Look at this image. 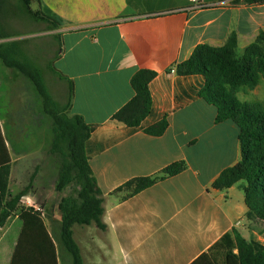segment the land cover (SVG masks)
I'll return each mask as SVG.
<instances>
[{
    "label": "crops",
    "instance_id": "obj_1",
    "mask_svg": "<svg viewBox=\"0 0 264 264\" xmlns=\"http://www.w3.org/2000/svg\"><path fill=\"white\" fill-rule=\"evenodd\" d=\"M36 4L61 21L53 32L60 45L53 66L67 87V81L74 85L69 115L81 116L94 127L85 151L102 192L104 228L73 227L84 264H193L233 230L264 245L259 225L247 218L242 183L225 190L213 187L224 170L242 159L238 128L232 122H216V108L199 94L203 76L176 73V65L188 60L197 46H224L233 33L238 37L237 54L243 56L264 32V4L201 0L196 10L190 0ZM143 69L158 74L150 83L152 110L139 127H129L113 116L133 99L131 80ZM261 84L263 78L249 91L258 92ZM164 119L168 128L163 135L146 132ZM1 133L13 166L12 149ZM21 145L26 152L22 158H29L30 143ZM178 162L186 169L176 176L132 196L127 189L119 190ZM48 168L37 174L36 187L45 189L43 181L56 180ZM51 216L42 218L51 236L53 231L59 238L62 214ZM16 236L8 246L1 245L0 264H11ZM61 256L57 247V258Z\"/></svg>",
    "mask_w": 264,
    "mask_h": 264
},
{
    "label": "trees",
    "instance_id": "obj_2",
    "mask_svg": "<svg viewBox=\"0 0 264 264\" xmlns=\"http://www.w3.org/2000/svg\"><path fill=\"white\" fill-rule=\"evenodd\" d=\"M39 0H20L26 13L46 25L48 30H57L61 21L52 13L41 8L37 12L31 5ZM247 4H264V0H240ZM1 20V19H0ZM5 26L0 21V39L8 38ZM238 37L233 33L226 44L213 47L207 44L197 46L184 62L176 65L179 76L201 75L205 78L200 97L216 108V122H232L238 128L241 145V161L234 167L224 170L213 184L218 190H225L242 183L245 203L248 207L247 218L264 228V104L249 103L239 99L242 90H254L264 79V32L246 48L243 56H238ZM0 62L5 68L29 80L43 100L46 114L54 130L52 152L61 156L62 172L57 189L70 179L76 180L81 191L79 198L64 199L59 208L62 213L60 236L53 239L42 214L34 208L21 209L16 218L18 224L11 264H58L57 247L71 255L73 264H84L80 248L74 239L73 227L96 224L103 229L104 214L102 192L86 156L85 145L94 127L88 125L81 116H70L71 101L74 93L73 83L69 85L67 109L60 110L44 81L40 69L28 58L19 43L0 44ZM55 72L64 80L55 68ZM157 73L143 69L131 80L135 92L133 99L120 109L113 118L129 127H139L150 115L152 95L150 83ZM168 128L166 119L147 129L153 136H161ZM0 228L18 210L23 197L31 192L34 177L28 186L15 196L10 191L11 162L0 128ZM186 169L184 162L170 165L159 175L129 181L119 190L127 189L130 196L152 187L168 177L176 176ZM264 235V234H263ZM236 251V252H235ZM193 264H264V245L258 241L246 240L233 230L205 255Z\"/></svg>",
    "mask_w": 264,
    "mask_h": 264
},
{
    "label": "rangeland",
    "instance_id": "obj_3",
    "mask_svg": "<svg viewBox=\"0 0 264 264\" xmlns=\"http://www.w3.org/2000/svg\"><path fill=\"white\" fill-rule=\"evenodd\" d=\"M31 10L37 12L40 8L36 3H33ZM0 19L9 36L0 39V44L15 42L20 44L24 54L42 72L52 100L60 105V110L65 111L69 101V85L67 87L65 80L54 70V59L60 46L57 36L53 33L54 30H48L44 23L26 13L20 0H0ZM8 71L11 70L5 68L0 62L1 129L12 149L14 158L10 191L15 196L29 185L32 177H34V181L31 192L23 197L18 210L0 228V247L1 245L8 246L9 241L14 238L18 227L16 218L21 209H36L39 207L37 211L48 220L52 217L51 215L61 213L60 208H56V204L59 203L60 206L64 199H76L78 203H81L79 198L81 187L76 180L70 179L62 185L61 190L57 189L62 172V162L60 160L61 156L52 152L54 130L51 120L45 112L42 98L29 80L13 71ZM239 97L245 102H261L264 104V84H261L258 92L243 90ZM23 141L30 143L32 154L29 158H22L26 153L21 147ZM45 165L49 166V173L51 171L56 173L57 178L56 180L43 181L46 187L43 189L36 187L35 180L37 174L40 170H43ZM52 191H54V198L50 197ZM59 195L62 197L61 200H58ZM48 203L50 204L48 209L50 207L55 209L52 211L47 210ZM256 230L261 235L264 234V229L260 226ZM53 236L54 239H58L55 232ZM60 251L62 256L60 259L58 258V264H70L68 253L63 249H60ZM64 254L67 256L66 259Z\"/></svg>",
    "mask_w": 264,
    "mask_h": 264
},
{
    "label": "built area",
    "instance_id": "obj_4",
    "mask_svg": "<svg viewBox=\"0 0 264 264\" xmlns=\"http://www.w3.org/2000/svg\"><path fill=\"white\" fill-rule=\"evenodd\" d=\"M190 2L192 3V10H196L202 7V5H200L201 0H190Z\"/></svg>",
    "mask_w": 264,
    "mask_h": 264
}]
</instances>
